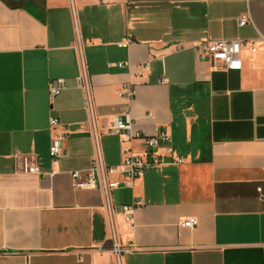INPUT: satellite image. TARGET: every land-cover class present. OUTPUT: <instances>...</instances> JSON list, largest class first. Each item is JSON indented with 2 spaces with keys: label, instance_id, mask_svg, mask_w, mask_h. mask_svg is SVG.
Returning a JSON list of instances; mask_svg holds the SVG:
<instances>
[{
  "label": "crops",
  "instance_id": "obj_1",
  "mask_svg": "<svg viewBox=\"0 0 264 264\" xmlns=\"http://www.w3.org/2000/svg\"><path fill=\"white\" fill-rule=\"evenodd\" d=\"M219 40L244 44L241 69L199 58ZM79 42L106 164L144 152L110 132L123 108L135 131L171 138L163 167L113 193L120 258L102 193L76 187L94 157ZM59 79L67 88L52 97ZM22 155L43 175L20 172ZM0 264H264V0H0Z\"/></svg>",
  "mask_w": 264,
  "mask_h": 264
},
{
  "label": "built area",
  "instance_id": "obj_2",
  "mask_svg": "<svg viewBox=\"0 0 264 264\" xmlns=\"http://www.w3.org/2000/svg\"><path fill=\"white\" fill-rule=\"evenodd\" d=\"M247 1V0H241ZM251 21L249 13L244 14L239 23L240 26H246ZM125 47V44L120 45ZM244 44L234 40H219L208 42L201 47L199 58L202 61H210L213 65L223 67L224 69L239 70L242 68L241 54ZM255 51V47H252ZM79 75L77 85L82 93L83 107L88 117V131L93 139L94 157L90 167L88 179L83 184H77L76 187L98 190L103 195L104 207L107 211V222L110 230V239L113 245V251L120 258L122 248L119 245L117 235V226L115 222V207L113 193L119 189L121 183L126 187L132 188L137 179H141L150 171L158 170L164 165L163 156L159 150L162 146L171 143V138L166 132H161L157 136H150L134 129L131 110L123 108L120 114L114 117L111 134L118 136L122 143H132L142 141L144 143V152L134 154L130 150L125 151L126 155L119 166H109L106 164L101 144V134L97 124L95 94L92 79L89 75L88 64L86 61L84 49L80 42L77 45ZM120 64V67H124ZM66 81L59 79L50 81L48 85L49 93L52 97H57L66 90ZM121 95L129 100H134L136 96L135 89L130 85L122 88ZM51 128L56 129L60 122L58 119H51ZM68 133L57 134L52 141L50 156L55 161L62 157L63 143L66 141ZM19 171L28 175L42 176L43 173L39 167L38 161L34 156L22 155L18 157ZM182 163V160H177ZM79 173H73V178L77 179ZM141 201H136L131 206H124L123 212L128 222L133 221L134 212L143 207ZM199 225L197 219H189L181 222L182 227L195 228Z\"/></svg>",
  "mask_w": 264,
  "mask_h": 264
}]
</instances>
